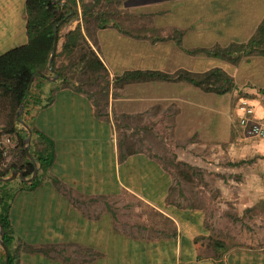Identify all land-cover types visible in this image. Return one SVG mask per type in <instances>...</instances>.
Returning a JSON list of instances; mask_svg holds the SVG:
<instances>
[{"label": "crops", "instance_id": "0c3cea01", "mask_svg": "<svg viewBox=\"0 0 264 264\" xmlns=\"http://www.w3.org/2000/svg\"><path fill=\"white\" fill-rule=\"evenodd\" d=\"M75 1L78 15L61 26L55 51L79 26L108 83L77 89L36 71L20 115L30 134L15 118L5 132L0 118L14 160L25 162L18 135L23 150L29 135L35 161L52 156L46 169L36 162L35 187L19 178L7 186L14 264H264V176L257 159L244 167L264 139L245 137L234 120L240 98L264 118V56L232 63L188 52L246 43L264 22V0H125L132 14L105 27L87 17L95 45ZM25 2L0 0V55L28 41ZM216 67L236 89L216 95L186 81L115 80L133 70Z\"/></svg>", "mask_w": 264, "mask_h": 264}, {"label": "trees", "instance_id": "16d2710c", "mask_svg": "<svg viewBox=\"0 0 264 264\" xmlns=\"http://www.w3.org/2000/svg\"><path fill=\"white\" fill-rule=\"evenodd\" d=\"M26 0L27 12V33L28 41L25 45L14 48L0 55V118L6 123L5 132L12 134L13 126L16 123L14 118L19 105L26 101L29 94V86L32 76L36 71L48 72L47 64L52 52L54 41V26H57V33L62 25L78 15L77 3L75 0ZM80 1V14L83 17L84 31L88 39L95 45L93 36L88 30V18L94 20L97 28L105 27L113 16L107 10H95L100 1H104L107 7L113 3L121 4L125 0H91L88 3ZM104 8V7H103ZM178 45L180 41L176 40ZM189 53L203 52L210 56L226 58L232 63H236L240 54L264 56V22H262L255 34L246 43L230 44L227 47L215 45L208 49H194ZM62 57L66 64L56 67L57 58ZM51 66L56 69L62 84L71 85L77 83V89L82 86L98 85L103 83L100 89L104 91L108 83V74L102 61L92 49L81 28L77 26L74 30L65 35L62 49L52 55ZM116 82L121 84L134 81H186L206 93L223 95L236 89L233 78L221 68H212L202 73H192L184 69H179L173 73H164L155 70H133L126 71L122 75L115 77ZM75 85V84H73ZM4 132H0V177H7L14 169L24 170V174L29 176L33 172V164L26 157L22 146V136L16 138V145L19 156L25 162L23 165L14 160L10 146L6 145L1 138ZM7 134V135H9ZM6 136V135H5ZM3 136V137H5ZM10 138L9 136H6ZM11 140V138H10ZM12 141V140H11ZM7 149H10L9 151ZM40 169H46L52 163L50 154L36 157ZM39 183L35 179L28 184V188H33ZM10 182L0 181V227L3 231V241L7 248L11 241V227L8 217L9 200L12 196L7 186ZM4 256H0V264H3ZM7 264H14L11 255Z\"/></svg>", "mask_w": 264, "mask_h": 264}, {"label": "water", "instance_id": "95a60500", "mask_svg": "<svg viewBox=\"0 0 264 264\" xmlns=\"http://www.w3.org/2000/svg\"><path fill=\"white\" fill-rule=\"evenodd\" d=\"M55 1V0H54ZM59 23H57L55 26H54V41H53V46H52V52H51V55H50V58H49V61H48V69L54 73V78H57L58 77V73L52 68L51 66V58H52V55L53 53L55 52V49H56V46H57V26H58ZM44 77L46 78H49L48 76H45L44 74H42ZM34 77V75H33ZM22 108H23V102L19 105V109H18V112L16 113V121L18 122H21L24 126H26V128L28 129V132L30 134V129L28 127V125L26 123H24L21 119H20V115H21V112H22ZM29 135L25 138L24 140V150L26 152V155L27 157L29 158V160L32 162L33 164V172L31 174V176L29 178H26V175L24 174V172L20 169H14L12 170L11 174L7 177H0V181L1 182H10L16 178H19L20 180L22 181H25V182H33L37 176V173H38V167L36 165V161L35 159L32 157V155L30 154L29 150H28V142H29ZM0 203H1V196H0ZM2 235H3V231H2V228L0 227V246L1 248L3 249L4 251V254H5V258H4V262L3 264H7L8 262V259H9V251H8V248L6 246V244L4 243L3 241V238H2Z\"/></svg>", "mask_w": 264, "mask_h": 264}, {"label": "built area", "instance_id": "2783aa9c", "mask_svg": "<svg viewBox=\"0 0 264 264\" xmlns=\"http://www.w3.org/2000/svg\"><path fill=\"white\" fill-rule=\"evenodd\" d=\"M237 125L247 138L264 139V118H256L254 106L247 98H240L237 106ZM5 144H10L8 137L4 138Z\"/></svg>", "mask_w": 264, "mask_h": 264}, {"label": "rangeland", "instance_id": "374dc122", "mask_svg": "<svg viewBox=\"0 0 264 264\" xmlns=\"http://www.w3.org/2000/svg\"><path fill=\"white\" fill-rule=\"evenodd\" d=\"M91 0H85L84 2L85 3H88L90 2ZM104 7V8H103ZM95 10H107L109 11L113 16H117V15H129V14H132L130 13L129 11H127L128 9H125L122 4H119V5H116L115 3L109 5L107 7V4H105L104 1H100L99 5L95 8ZM61 33V32H60ZM60 33H58V39L60 38ZM62 35V33H61ZM66 60H64L62 57L60 58H57V61H56V67L59 68L61 66H64L66 64ZM56 70V69H54ZM236 119V126H237V114H236V118L234 117V120ZM212 158H219L221 156L220 153L214 151L212 152ZM227 155V153H225ZM224 156V154L221 156L222 158L224 159H232V157L229 155L227 156ZM253 160H256V164L259 163L260 165V173H261V176L263 177L264 176V150L261 151V153L257 154V155H254V156H251V155H244V161H245V169H251L252 170V167L253 165L250 164V162ZM255 164V165H256ZM249 165V166H248ZM251 165V166H250ZM236 169H240L239 167H237ZM230 170H232V168H230ZM263 185V184H262Z\"/></svg>", "mask_w": 264, "mask_h": 264}]
</instances>
